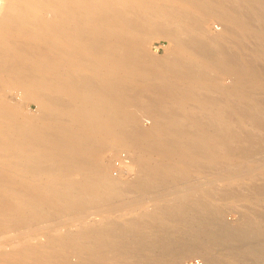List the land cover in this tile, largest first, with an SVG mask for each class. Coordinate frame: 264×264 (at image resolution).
I'll use <instances>...</instances> for the list:
<instances>
[{
  "label": "bare ground",
  "instance_id": "obj_1",
  "mask_svg": "<svg viewBox=\"0 0 264 264\" xmlns=\"http://www.w3.org/2000/svg\"><path fill=\"white\" fill-rule=\"evenodd\" d=\"M261 58L264 0H0V264H264V212L224 218L233 179L264 168ZM208 165L231 169L192 176Z\"/></svg>",
  "mask_w": 264,
  "mask_h": 264
},
{
  "label": "rangeland",
  "instance_id": "obj_2",
  "mask_svg": "<svg viewBox=\"0 0 264 264\" xmlns=\"http://www.w3.org/2000/svg\"><path fill=\"white\" fill-rule=\"evenodd\" d=\"M223 23L219 21L216 18H210L207 21V30L213 33L219 32L222 29ZM168 42L166 41L165 38L159 36V37H153L148 40L146 48L147 50L157 56H161L165 54V48ZM259 62L264 65V59H260ZM230 78L227 79V84H230ZM19 95V96H18ZM5 96L8 97V99L12 102L17 101L20 98V94L17 93V95L9 94L7 91L5 93ZM19 97V98H18ZM261 98L259 99V105L264 107V96H260ZM34 108H36L34 106ZM139 114H142L140 111L138 112ZM146 116L143 115L141 116L142 119V124L145 127L151 126V121L152 119L150 118L147 119L145 118ZM145 118V119H143ZM150 122V123H149ZM253 132L256 134H264V131H261L259 129H253ZM133 149L122 143V142H115L113 149L110 150L106 156H105V163H107V169H109V174L114 177V179H119L117 181L119 182H125L128 181L129 179H132V177L135 176L136 174V166L133 161ZM260 158H264V149L263 152L260 153L259 155ZM261 161H264L262 159ZM210 162H206L205 164H209ZM233 165V164H232ZM231 168H228L226 166H218V167H211L210 165L207 166L205 169V172L198 171L197 169L194 170L192 169L191 174L195 178H200L203 177L206 180H211L218 175L224 176V175H229L228 171ZM260 173L259 178L257 179H248L247 175H249L247 172H243L240 175H238V179H233V182L231 183L233 187L236 188V191L242 194L241 197L237 198H229L226 200L227 203H229V207L226 210L225 213V220L228 221L231 224H235L239 218H240V211L244 209V206H250L252 209L260 210L264 212V191L259 190L258 186H264V168L260 171H258V174ZM179 185V184H178ZM176 186V188L181 189L184 187L183 184ZM173 185L172 187H174ZM181 186V187H180ZM219 186L224 187L225 186V181H219ZM259 190V191H257ZM151 206L149 203L142 204L136 211L132 210H123L117 215H113V218L118 220V221H124L125 219H129L134 217L136 214L138 215V212H144L150 209ZM138 211V212H137ZM239 211V212H238ZM110 214V213H109ZM136 215V216H137ZM100 218L99 215L92 216V220L98 221ZM149 218L147 219L148 222ZM151 220V219H150ZM153 220L148 223L152 225ZM73 227V228H72ZM70 229H77V226L75 224L72 226ZM9 234H3L0 235V253L2 251L8 252L10 248L13 247V244H8L5 242L6 236ZM75 260V257L73 258ZM106 264H112L111 262H106ZM126 264H130L129 261H126ZM183 264H204L203 262V256L200 254H190L187 255L183 259Z\"/></svg>",
  "mask_w": 264,
  "mask_h": 264
}]
</instances>
